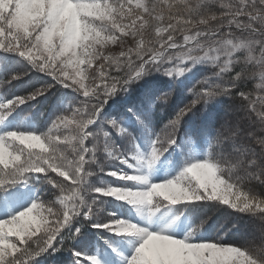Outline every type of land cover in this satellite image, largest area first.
I'll return each instance as SVG.
<instances>
[{
  "label": "snow or ice",
  "instance_id": "snow-or-ice-1",
  "mask_svg": "<svg viewBox=\"0 0 264 264\" xmlns=\"http://www.w3.org/2000/svg\"><path fill=\"white\" fill-rule=\"evenodd\" d=\"M254 185L264 0H0V264H264Z\"/></svg>",
  "mask_w": 264,
  "mask_h": 264
},
{
  "label": "rangeland",
  "instance_id": "rangeland-1",
  "mask_svg": "<svg viewBox=\"0 0 264 264\" xmlns=\"http://www.w3.org/2000/svg\"><path fill=\"white\" fill-rule=\"evenodd\" d=\"M172 2L175 4V5H179L182 7L183 3H184V0H172ZM188 3H191L193 5L197 4L199 2V0H187ZM226 2H229V0H226ZM151 35V31H148L146 32V39L148 38V36ZM237 37L240 36V34H236ZM131 43V40L129 39L124 45L123 47H127L129 44ZM121 50V45L117 44V45H110L105 51L109 54H112V55H118L119 51ZM251 80V79H249ZM260 80V79H259ZM37 84L39 83V81L36 82ZM30 85L26 82H20L18 85H17V89L20 90V91H23L27 88H29ZM255 88V86H254ZM258 90V87H256V91ZM43 107V105L41 104V108ZM39 109L40 108H37L36 111L29 116V119L27 121L28 124H31L32 126H35V127H42L43 126V121L38 117V113H39ZM35 117V118H34ZM38 120H41V122L39 123ZM63 132V130H61ZM63 147V146H62ZM38 151V149H37ZM54 175V174H52ZM59 179V178H57ZM67 183V182H65ZM257 186V185H254V187ZM260 186V185H258ZM250 191H253L255 193H257L254 189L251 188V186L249 187ZM21 192H27L26 189H21L20 190ZM258 194V193H257ZM223 217L222 214H217L216 216L213 217L212 221L210 222V225L209 227H215L218 223V220L216 218H220V217ZM216 220V221H214ZM59 255H63L64 256V259L60 260L58 259V256ZM69 253L67 251H64L62 253H58L55 255V257H51V256H48L47 254H45L44 256L42 257H39L38 260H39V264H66L65 260L66 258L68 257Z\"/></svg>",
  "mask_w": 264,
  "mask_h": 264
},
{
  "label": "trees",
  "instance_id": "trees-1",
  "mask_svg": "<svg viewBox=\"0 0 264 264\" xmlns=\"http://www.w3.org/2000/svg\"><path fill=\"white\" fill-rule=\"evenodd\" d=\"M229 2H235V0H229ZM236 34H239V33H236ZM178 38H181L182 37H178ZM261 85V81L259 80V77L257 76L255 79H247L243 84H242V88L245 90V91H252L254 94H255V91H256V87H259ZM255 86V88H254ZM41 108L39 109V112H40ZM39 119H41L42 121L44 120V118L40 117L39 116V113H38V117ZM41 120H38V122L40 123ZM252 189H254L258 194H262L264 193V187L262 186H251ZM218 220L217 223H220L222 222L223 220V217L221 216L220 218H216ZM216 221V220H214ZM58 259L62 260L64 259V256L63 255H59L58 256Z\"/></svg>",
  "mask_w": 264,
  "mask_h": 264
}]
</instances>
